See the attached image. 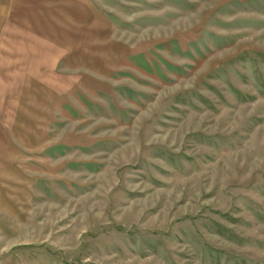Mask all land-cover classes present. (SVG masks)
<instances>
[{"label":"rangeland","instance_id":"1","mask_svg":"<svg viewBox=\"0 0 264 264\" xmlns=\"http://www.w3.org/2000/svg\"><path fill=\"white\" fill-rule=\"evenodd\" d=\"M0 264H264V0H0Z\"/></svg>","mask_w":264,"mask_h":264}]
</instances>
